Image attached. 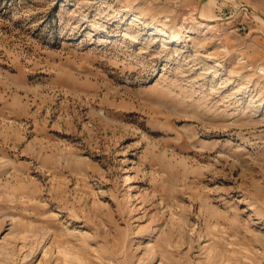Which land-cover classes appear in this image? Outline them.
Segmentation results:
<instances>
[{"label": "rangeland", "instance_id": "1", "mask_svg": "<svg viewBox=\"0 0 264 264\" xmlns=\"http://www.w3.org/2000/svg\"><path fill=\"white\" fill-rule=\"evenodd\" d=\"M0 264H264V0H0Z\"/></svg>", "mask_w": 264, "mask_h": 264}]
</instances>
